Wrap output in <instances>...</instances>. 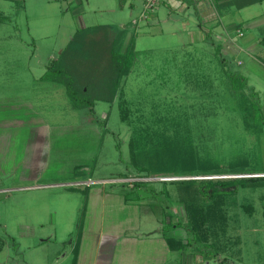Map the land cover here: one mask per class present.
Returning a JSON list of instances; mask_svg holds the SVG:
<instances>
[{
  "label": "rangeland",
  "instance_id": "rangeland-1",
  "mask_svg": "<svg viewBox=\"0 0 264 264\" xmlns=\"http://www.w3.org/2000/svg\"><path fill=\"white\" fill-rule=\"evenodd\" d=\"M118 1L0 0V264H89L103 233L119 235L116 264H218L184 232L173 188L157 182L191 177H151L133 186L131 136L155 154L164 145L160 134L187 129L195 148L213 150L211 168L260 173L212 178L264 176V0L260 9L233 15L260 13L252 25H239L242 36L232 25L216 27L210 43L190 36L197 30L191 5L169 11L158 0L153 12H142L156 16L138 23L135 56L113 101L73 110L64 88L40 76L78 34L90 52L94 27L117 36L125 26L114 47L120 54L144 1ZM223 33L235 49L253 36L260 44L232 51ZM94 44L89 55L102 48ZM225 202L228 211L220 212L228 219L224 213L210 225L206 243L224 264H264V185L238 188ZM168 217L178 228L168 229ZM155 230V241L140 236ZM167 237L180 244L163 263Z\"/></svg>",
  "mask_w": 264,
  "mask_h": 264
},
{
  "label": "trees",
  "instance_id": "trees-1",
  "mask_svg": "<svg viewBox=\"0 0 264 264\" xmlns=\"http://www.w3.org/2000/svg\"><path fill=\"white\" fill-rule=\"evenodd\" d=\"M210 1L218 3L220 0ZM255 1L259 0H228L219 6L227 5L240 9ZM217 15L220 16L219 7H217ZM131 27L132 33L127 39L124 49L119 51L120 54L114 47L118 36L125 27L120 28L117 36H113L107 26L94 27L92 31L97 34L96 40L92 41L93 47L89 43V48H92L90 51L92 52L97 45L94 42L100 44L102 48L98 51L99 55L97 53L89 55L88 47L77 41L80 34L75 38L72 37L67 47L60 51L59 57L45 65L40 80L63 87L73 110L92 107L93 103L97 101L112 102L118 92L120 79L128 73L131 60L135 56V25ZM213 48L214 55L219 53L217 48ZM176 128L171 134H167L169 129L160 134V137L164 139L161 144L164 145H161V150L155 154L146 152V144L139 147L141 144L136 143L135 146L132 140L136 137H130L128 154L130 162L134 166V172L130 174L131 178H134L133 186H145L146 182L140 181V179L151 177H191L190 179L157 182L163 185L168 184L173 188L174 201L182 210L181 224L184 232H189L190 236H193L191 240H196L194 242L204 243L205 250H211L210 254L216 258L218 264L227 263L226 258L219 259L220 252L216 251L211 243H206L210 232H213L210 225L213 226L224 217L227 221L228 214L226 212L229 205L225 202L227 196H232L238 188H255L264 185V176L212 178L220 175H260V173L211 168L208 164L214 161L213 150H210L205 143L199 145V148H195L192 144L191 132H188L187 129H185L186 131L181 130L180 127ZM134 147H138V149L134 151L136 149ZM199 177L201 179H195ZM168 192L166 190V193ZM224 208L225 214L220 212ZM165 223L169 230L178 228V223L172 222V217L166 218ZM214 234L217 235L215 232ZM179 244L178 241H174V244L169 248ZM186 244L188 245V242Z\"/></svg>",
  "mask_w": 264,
  "mask_h": 264
},
{
  "label": "crops",
  "instance_id": "crops-1",
  "mask_svg": "<svg viewBox=\"0 0 264 264\" xmlns=\"http://www.w3.org/2000/svg\"><path fill=\"white\" fill-rule=\"evenodd\" d=\"M165 1H166V4L168 5L167 8L169 9V11L177 10L178 8L181 9L183 4L191 5L193 7V14L196 15V29L197 30H195V32L193 31L190 32V36L193 38V40L198 41V42H203V43L207 41L208 39H210L208 40L209 43L212 41L211 29H215L216 27H220L223 30H227L226 29L227 26L232 25L233 26L232 28H234L235 33H237L239 36H242L241 32L238 29L239 25L242 26L245 23L246 25H250V24L252 25L255 22L254 19L260 17V13L258 12L257 14L254 15L252 14V12H246L245 17H240L238 14H236V16L233 17V15L235 13L248 9L254 5H259V9H260V3L262 2V0L255 1L253 3L245 5L244 7L240 9H235L233 6H227V5L221 6V7L219 6V5H222L224 2H228V0H220L218 3H214L210 0H165ZM118 2L120 6L121 0H119ZM129 6L132 7V5H129ZM217 7L220 8L219 17L218 15H216ZM140 11L141 9L139 10V13H137L138 16L136 15V17L132 18L130 21L131 25H135V28H134L135 32H136L138 23L141 20L140 15L142 11L141 12ZM152 15L153 16L147 17L144 21L148 22L149 20H152L156 16V13ZM123 27L125 26L122 25L121 28ZM185 29L188 31L187 28ZM223 42L226 43L225 45L227 46V48H229L232 51L238 52V50L239 51L245 50L246 46H250V43L260 44V37H254V36L249 37L248 41H245L244 43H239L240 45L237 46L238 47L237 49L234 48V46L237 44L235 39H232L228 34L227 35L225 34V36H223ZM76 184L80 185L82 183H76ZM56 185L57 184L45 185V186H34L33 188H42L46 186H56ZM58 185L62 186L65 184H58ZM157 233H158V230H155L154 233H151V232L141 233L140 236L143 235L148 240L152 241L153 239V241H155V239L157 238H155L152 235H155ZM118 236L119 235H115L113 233H103L102 235L99 234L97 244L93 247L92 258L89 264H116V262L113 260L114 252H115L114 242ZM122 239L124 240V241H121L123 244L125 243V238L122 237ZM168 239H169V242H168ZM161 241L164 245L163 247H165V252H163L164 253L163 263H166V261H168L167 255L169 252V246L174 244V240L167 237L165 239L161 238ZM153 248L155 251V247ZM78 251H80L78 252V254L80 255L81 250H78ZM154 256H157V254H155ZM117 264H131V263L128 261L127 262L120 261ZM141 264H146V263L142 262Z\"/></svg>",
  "mask_w": 264,
  "mask_h": 264
},
{
  "label": "built area",
  "instance_id": "built-area-1",
  "mask_svg": "<svg viewBox=\"0 0 264 264\" xmlns=\"http://www.w3.org/2000/svg\"><path fill=\"white\" fill-rule=\"evenodd\" d=\"M144 4H143V10L142 12H153L155 10V8L157 7V4L159 3L158 0H143ZM141 19H146L147 17L145 16V13H141L140 15Z\"/></svg>",
  "mask_w": 264,
  "mask_h": 264
}]
</instances>
